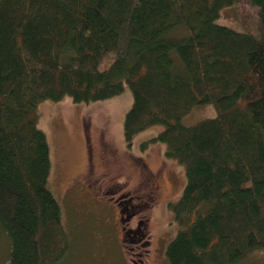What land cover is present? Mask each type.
Instances as JSON below:
<instances>
[{
	"label": "trees",
	"instance_id": "16d2710c",
	"mask_svg": "<svg viewBox=\"0 0 264 264\" xmlns=\"http://www.w3.org/2000/svg\"><path fill=\"white\" fill-rule=\"evenodd\" d=\"M233 3L251 8L256 31L216 22ZM125 90V140L161 123L139 148L163 142L165 155L184 166L182 192L168 204L179 226L165 248L169 264H236L264 250V0H0V232L8 264H54L69 247L47 185L39 102L88 103ZM206 104L213 117L183 123ZM141 218L145 227L148 215ZM118 226L122 247L143 259L149 238L140 244L141 234Z\"/></svg>",
	"mask_w": 264,
	"mask_h": 264
},
{
	"label": "rangeland",
	"instance_id": "374dc122",
	"mask_svg": "<svg viewBox=\"0 0 264 264\" xmlns=\"http://www.w3.org/2000/svg\"><path fill=\"white\" fill-rule=\"evenodd\" d=\"M254 21L253 11L244 3L222 7L216 18L217 23L238 31H256ZM131 103L125 90L88 103L64 96L58 101L44 99L37 106V124L46 133L50 150L47 185L60 203L69 234L68 250L54 264H169L165 248L179 226L168 204L182 192L184 166L165 155L163 142L153 141L145 149L139 148L140 142L163 128L161 123L137 133L130 143L125 140L123 117ZM214 115L211 104L200 105L182 121L192 124ZM151 181L159 182L153 204L148 193ZM129 198L136 205L135 221L139 215H148L146 233L134 230L142 236L140 244L149 238L143 259L135 250L127 252L122 247L119 209L125 208ZM8 251V240L0 232V264H8ZM236 264H264V250H253Z\"/></svg>",
	"mask_w": 264,
	"mask_h": 264
},
{
	"label": "flooded vegetation",
	"instance_id": "af4514ba",
	"mask_svg": "<svg viewBox=\"0 0 264 264\" xmlns=\"http://www.w3.org/2000/svg\"><path fill=\"white\" fill-rule=\"evenodd\" d=\"M103 153H104V149H103ZM85 175H86V172H85ZM154 174H153V177H151V180L154 179ZM140 184V187L142 186L141 183L139 182ZM153 184V186L151 187L150 186V190H149V196L151 197L150 199L151 200H155L156 197H157V193H158V190H159V182L157 183V181H151V185ZM115 187H113L114 189ZM115 191V190H113ZM125 208L124 209H119V211H122L121 213L123 214V218L121 216V221L123 223V229L125 231V234H128L129 231H131L133 234L131 235L132 237L136 234H135V231L134 230H137V231H141V229H146L147 225H145V227H142L141 225L143 224V218H141L143 215H139V217H137V220H136V224L133 225V227L131 228H128V224H129V221L131 220V218H133L135 216V211H134V208L136 205L132 204V201H131V198L128 200V201H125ZM124 212V213H123ZM147 220V219H146ZM137 225V226H136ZM136 231V233H137ZM134 236V237H135Z\"/></svg>",
	"mask_w": 264,
	"mask_h": 264
}]
</instances>
